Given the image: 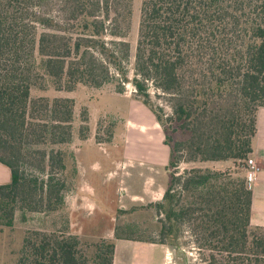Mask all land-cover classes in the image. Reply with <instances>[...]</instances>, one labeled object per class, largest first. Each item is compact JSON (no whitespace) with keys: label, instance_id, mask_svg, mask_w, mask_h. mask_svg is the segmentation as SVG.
I'll use <instances>...</instances> for the list:
<instances>
[{"label":"trees","instance_id":"1","mask_svg":"<svg viewBox=\"0 0 264 264\" xmlns=\"http://www.w3.org/2000/svg\"><path fill=\"white\" fill-rule=\"evenodd\" d=\"M109 17L110 0H0V163L11 174L0 185V225L11 227L17 211L58 209L67 187L63 153L37 146L70 141L74 100L31 98L32 86L45 75L67 90L117 77L118 92L132 84L154 113L170 149L166 189L150 204L157 238L146 241L179 252L188 228L200 252L220 254L206 264H264L245 175L179 167L252 153L264 107V0H142L133 77L129 43L106 42ZM114 255L113 241L88 252L77 236L36 232L17 264H113Z\"/></svg>","mask_w":264,"mask_h":264},{"label":"rangeland","instance_id":"2","mask_svg":"<svg viewBox=\"0 0 264 264\" xmlns=\"http://www.w3.org/2000/svg\"><path fill=\"white\" fill-rule=\"evenodd\" d=\"M141 6L142 0H110L106 42L129 43V58L124 64L130 77L134 74ZM117 79L101 87L78 84L67 90L59 89L45 75L32 86L31 98L74 100L70 141L37 146L49 155L52 151L63 153L67 187L58 209L17 211L11 227L0 225V264H17L25 238L35 237L36 232L77 236L82 249L88 252L97 242L116 239L120 241L121 263L131 256L137 257L133 252L138 248L128 244L157 238V217L150 204L162 200L169 180L170 149L163 143L164 133L160 124L155 125L154 113L135 97L133 85L125 84L120 93ZM151 94L153 103L169 114L166 98L156 97L153 91ZM250 158L252 155L237 162L181 163L179 167L181 172L203 168L246 177ZM181 241L179 252L155 244L152 248L157 251H153V257L159 253V264H206L203 256L213 253L220 257L217 251L200 252L188 228L184 229Z\"/></svg>","mask_w":264,"mask_h":264},{"label":"crops","instance_id":"3","mask_svg":"<svg viewBox=\"0 0 264 264\" xmlns=\"http://www.w3.org/2000/svg\"><path fill=\"white\" fill-rule=\"evenodd\" d=\"M155 125L158 127L159 123L155 122ZM257 130L256 135L252 140V158L256 163L260 165V169L257 173L255 181L251 185V190L253 193L252 198V211H251V224L253 226H261L264 227V107H260L257 112ZM143 126H140L142 129ZM164 143V138H163ZM167 146V145H166ZM223 161H215L212 163H219ZM11 181V174L8 167L0 163V185L7 184ZM120 241L115 239V255L113 264H159V253L157 252L156 257H153V251L156 253L154 245L155 243H151L148 241L144 242H133L132 244H128L136 246L137 251L133 252L137 257L131 256L126 261L121 263L118 251L120 247L118 246ZM122 242V241H121ZM134 249H132L133 251ZM130 249H127V252Z\"/></svg>","mask_w":264,"mask_h":264},{"label":"built area","instance_id":"4","mask_svg":"<svg viewBox=\"0 0 264 264\" xmlns=\"http://www.w3.org/2000/svg\"><path fill=\"white\" fill-rule=\"evenodd\" d=\"M259 169L260 168L257 166L255 160L250 158L248 160V169L246 173V180L249 184V187H251L252 183L255 181Z\"/></svg>","mask_w":264,"mask_h":264}]
</instances>
